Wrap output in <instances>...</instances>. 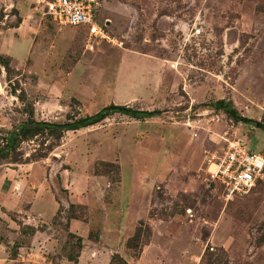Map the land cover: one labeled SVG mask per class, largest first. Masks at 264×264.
Segmentation results:
<instances>
[{
    "label": "rangeland",
    "instance_id": "1",
    "mask_svg": "<svg viewBox=\"0 0 264 264\" xmlns=\"http://www.w3.org/2000/svg\"><path fill=\"white\" fill-rule=\"evenodd\" d=\"M88 1L122 47L88 43L31 0H0V177L12 179L0 189V264H132L151 241L146 264H200L205 251L213 264H264V173L227 200L206 171L182 165L167 181L138 178L149 215L121 240L108 212L118 214L120 179L131 187L127 165L152 157L162 130L185 134L169 147L175 159L195 146L204 166L236 137L264 154V0ZM25 36L31 52L14 58L9 45ZM110 105L155 114L112 110L66 129Z\"/></svg>",
    "mask_w": 264,
    "mask_h": 264
},
{
    "label": "built area",
    "instance_id": "2",
    "mask_svg": "<svg viewBox=\"0 0 264 264\" xmlns=\"http://www.w3.org/2000/svg\"><path fill=\"white\" fill-rule=\"evenodd\" d=\"M33 7L59 25L83 28L88 43L105 41L122 47L123 41L110 34L88 0H31ZM208 178L222 188L224 199L252 190L263 178L264 154L243 138H232L220 152L207 155ZM212 167L209 169V167Z\"/></svg>",
    "mask_w": 264,
    "mask_h": 264
},
{
    "label": "crops",
    "instance_id": "3",
    "mask_svg": "<svg viewBox=\"0 0 264 264\" xmlns=\"http://www.w3.org/2000/svg\"><path fill=\"white\" fill-rule=\"evenodd\" d=\"M35 12H38L34 9ZM41 16L50 19L48 16L42 15L40 12H38ZM83 29V28H81ZM84 30V29H83ZM20 43L16 44H10V49L8 50V53L12 55L14 58H20V57H26V55L30 54L31 52V41L27 36L20 38ZM16 45V46H15ZM163 134L160 135L158 138L154 140V146H156L155 153L152 157L146 156V157H134V160H136V164L131 166L130 169H133L131 175H130V189L128 191L124 190V185L122 183V180L120 179V191H117V216L113 212L108 211L112 214L113 219L117 221V238L119 240L124 239L127 237L137 221L141 219L148 218L149 215V200H150V194H147L148 191H137L135 188H132L136 184V180L138 178L144 179L148 177V180L154 181V180H165L172 179L174 174H176L179 171V166L184 168L185 170H196L198 172H207V166H204L203 160L201 158V155L199 153V149L195 146L192 147V149L189 151V154L185 158H179L175 159L173 156V153L171 152V148H173V145L176 147L180 146L181 142L183 141V138L185 137L184 133H178L175 132L173 129H165L162 130ZM180 132V131H179ZM184 134V137L182 136ZM194 143V142H193ZM170 147V149H169ZM152 149V148H151ZM155 149V148H154ZM148 153V152H146ZM150 153V152H149ZM125 166V163L121 164V172L122 168ZM150 174H148V172ZM8 180H11L10 178L6 179L5 177H0V189L4 186L6 189H11L12 183H8ZM132 180H135L132 181ZM133 183V184H131ZM150 183V182H149ZM8 190V191H9ZM151 202V201H150ZM107 211V210H106ZM116 212V211H115ZM108 213V214H109ZM120 216V218H119ZM78 221L77 219H73L69 223V227L71 229L78 228L76 227V223L74 225L73 221ZM80 222V221H79ZM81 223V222H80ZM82 225V223H81ZM75 226V227H74ZM126 228V229H125ZM79 229V228H78ZM104 229V224L101 226V230ZM125 229V232L124 230ZM103 233V232H102ZM154 242H150L147 244L140 252V255L137 259H135L134 263L132 264H146L148 259V254L150 252H154L157 254V251L152 249V245ZM200 255V254H199ZM199 255L197 257H199ZM154 256H151V260ZM86 264H106L103 263H86ZM150 264H153L150 261Z\"/></svg>",
    "mask_w": 264,
    "mask_h": 264
},
{
    "label": "trees",
    "instance_id": "4",
    "mask_svg": "<svg viewBox=\"0 0 264 264\" xmlns=\"http://www.w3.org/2000/svg\"><path fill=\"white\" fill-rule=\"evenodd\" d=\"M216 106L217 107H221L225 112H227L229 114H232L233 116L238 117L239 119H243L242 117H239L237 115L236 111L231 109L229 107V105L226 104L223 100H217L216 101ZM112 110H115L117 112L126 113L127 115H129L130 117H133L135 119L149 118V117H152L155 114L154 112H151V111L139 110V109H131L129 107L120 106V105L104 106V107H102L101 109H99L97 112H95L93 114L78 117L77 119H75V121H73V123H65V124H67L66 129H76V128H80V127L93 125V124L101 121L103 118H105L110 113V111H112ZM247 120L250 121L249 119H247ZM250 122H253V121H250ZM258 126L261 129L264 130V125H258ZM69 217L79 218L78 215H75L72 212H71V215H69ZM139 236H140L139 229L136 228L135 233L132 236H130L127 239V241H126V245H127V247L129 249L136 250L137 248H139V246L141 244ZM134 256H137V254H134ZM115 257H118V256L117 255L113 256L111 258V260L109 261V264H114ZM207 257L210 258V256L208 255L207 251H205L203 253V255H202V259H201V263L200 264H203V261L206 260ZM214 258L216 259V257H214ZM214 258H213V261H215ZM119 259L122 262V264H127L121 258H119ZM213 261L210 258V259H207L206 263L213 264Z\"/></svg>",
    "mask_w": 264,
    "mask_h": 264
}]
</instances>
